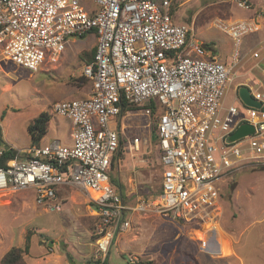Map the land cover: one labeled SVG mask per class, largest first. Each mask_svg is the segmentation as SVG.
Masks as SVG:
<instances>
[{"label":"built area","instance_id":"built-area-1","mask_svg":"<svg viewBox=\"0 0 264 264\" xmlns=\"http://www.w3.org/2000/svg\"><path fill=\"white\" fill-rule=\"evenodd\" d=\"M172 1L92 0L95 7L87 12L79 0H0L3 56L29 70L56 61L69 37L91 31L96 36L94 58L82 69L89 94L54 101L50 108L70 119L71 143L29 145L0 166V193L29 190L36 205L54 211L60 209L61 194L77 188L95 205L93 257L77 264L106 260L114 237L130 225L127 210L163 214L204 226L214 235L222 211L221 182L245 166H264V90L246 85L259 107L237 97L238 106L225 104L233 65L206 57L208 50L193 27L173 22ZM237 3L249 8L248 0ZM263 14L264 8L257 12ZM213 26L234 41L235 60L241 39L260 24L256 19H216ZM251 55L260 57L255 50ZM262 64L255 66L264 76ZM122 100L141 105L157 100L161 107L156 123L160 191L153 199L137 197L133 204L123 200L109 176L120 138L131 156L141 147L138 136L128 139L109 128L108 122L120 116ZM241 123L253 131L230 141ZM127 261L136 264L138 258L128 256Z\"/></svg>","mask_w":264,"mask_h":264},{"label":"rangeland","instance_id":"rangeland-1","mask_svg":"<svg viewBox=\"0 0 264 264\" xmlns=\"http://www.w3.org/2000/svg\"><path fill=\"white\" fill-rule=\"evenodd\" d=\"M79 2L87 12L95 7L92 0ZM248 2L249 8H244L237 0H174L175 22L191 25L195 38L218 54L228 46L234 48L235 43L213 22L250 18L256 8L264 6V0ZM252 37L250 34L247 38ZM67 40L56 61L41 64L35 71L5 59L0 43V151L6 149L5 145L14 151L28 147L27 125L42 111L50 114V125L40 144L52 139L70 143V121L52 113L50 108L54 101L86 96L90 82L80 74L94 34L91 31ZM226 57V64L230 65V57ZM253 65L248 61L240 71L235 68L225 104L235 102L238 106L235 85L236 92L239 86L264 85V76ZM140 105H125L121 116L108 122L110 129L121 130L126 138L138 136L141 140L139 153L131 156L124 148L117 170L110 173L119 180L122 191L117 189L128 204L137 197L153 199L160 190V151L150 140L154 118L145 114ZM59 122L63 125L58 126ZM220 189L222 211L214 235L207 233L204 226L196 227L163 214L127 210L125 217L130 225L114 237L107 263L130 264L127 257L135 255L136 264H264V166L233 171L221 182ZM59 203V210L46 211L35 204L29 190L0 193V257L11 246L26 244L29 247L24 258L28 264H65V253L78 262L93 257L98 223L93 216L95 205L77 188L65 190ZM202 239L207 240L204 245Z\"/></svg>","mask_w":264,"mask_h":264},{"label":"trees","instance_id":"trees-1","mask_svg":"<svg viewBox=\"0 0 264 264\" xmlns=\"http://www.w3.org/2000/svg\"><path fill=\"white\" fill-rule=\"evenodd\" d=\"M156 1H160V0H156ZM171 9H172V7H171ZM94 53H95V48H93V50L90 53H88L91 56L86 61V63H89L90 61L93 60ZM85 79L88 80L87 78H85ZM241 87L242 86H239V88L237 89V92H238V90ZM127 104L130 106L132 103L130 104V103L124 101V100L121 101L120 116L125 111V105H127ZM140 106L143 109H149L151 111L152 115H155L156 112L161 111L160 105L158 103H156L155 101H153V100L146 101ZM130 107H138V106H130ZM49 119H50V114L48 112H46V111H42L36 117H34L33 120L27 125V133L29 135L30 145H38V144H40V141H41L42 137L45 135V133L47 131ZM124 140L125 139H123V138H120V140H119V147H118L115 155L113 156L110 173L113 172V171L115 172L117 170V163L120 160L119 157H122L123 154H124L123 153L124 152L123 151L124 150V147H123L124 146ZM150 140H152V142L155 144L157 150L159 151V146H157L158 133H157L156 120L155 119L152 121V125L150 127ZM159 153L160 152H158V154ZM13 154H14V150H12L11 148H8V149H5V150L4 149L1 150V153H0V166L1 165H5L7 159L10 156H12ZM158 162H159V166H160L159 156H158ZM110 173H109V176H110L111 184L113 186H117L122 191V186L120 185L119 180H117V177H116V180H115V178L113 176H111ZM116 176H117V172H116ZM122 194H121V196H122L123 200L125 201L124 195H122ZM28 247L29 246L27 244L24 247L11 246L0 257V264H27V262H26V260L24 258V255H25V253H27ZM86 260L89 261L90 258H88ZM76 262H78V261H76ZM102 264H108V263L105 260V261L102 262ZM146 264H150V263H146Z\"/></svg>","mask_w":264,"mask_h":264},{"label":"crops","instance_id":"crops-1","mask_svg":"<svg viewBox=\"0 0 264 264\" xmlns=\"http://www.w3.org/2000/svg\"><path fill=\"white\" fill-rule=\"evenodd\" d=\"M174 0L172 1L171 3V18L173 20V22H175L176 17H175V10L173 11V7H174ZM261 8H256L254 10V13H253V16L250 17V18H245V19H242V18H235L233 20H253V19H256L258 20L259 24H260V27L257 31L253 32V33H250L253 37L252 39L249 40V38H247L250 34L248 35H245L243 38H246L245 40H243V42L241 41L238 45V57L234 60L233 58V52H234V48L233 47H226L224 48V50L221 52V53H218V54H214L212 53L209 48L207 47V45H205V43L203 41H201V39H197L198 41H200L203 46L206 48V51L208 52V55L206 54V57H209L210 55L214 56L216 59H218L219 61H222L224 63H226V60L228 57L226 56H229L230 57V60H231V66L233 65V72H236V69L238 71L241 70V68H244V66L246 65V63L248 61H252L254 62V65L257 61H259L261 64L263 63L264 61V28H263V21H264V16L262 15L261 17L257 16V12H259L260 10H262L264 8V6H260ZM175 23H178V22H175ZM185 24V23H184ZM94 34V33H93ZM95 45H96V36L94 34V41L92 43V46H91V51L93 50V48H95ZM247 46V47H246ZM259 51V54H260V57L259 58H254L252 57L251 55V52L252 51ZM91 51H88V53H90ZM227 51V52H226ZM210 52V53H209ZM87 53V51L85 52ZM85 61H84V64H86V61L90 58L91 55H85ZM92 58V57H91ZM253 65V66H254ZM263 65V64H262ZM236 68V69H235ZM82 75V72L81 74ZM261 82V81H260ZM248 85V84H247ZM261 86L259 87L260 90H264V85H262V83L260 84ZM236 85H235V88L233 89L235 91L236 94V97L238 98V92H236ZM243 87V86H242ZM246 87V85H245ZM259 88H257L259 90ZM262 88V89H261ZM80 90V89H79ZM89 91H90V88L88 89V91L85 90V93L87 92L86 96L89 94ZM239 99V98H238ZM240 100V99H239ZM241 101V100H240ZM157 113L159 112H156L155 115H152L150 114L149 117L151 118H154L156 120V123H157ZM66 119H68V121H70L69 118L65 117ZM70 123V128H68L67 132H68V136H69V140L70 143H71V137H70V133H71V130H72V123L71 121L69 122ZM50 125V121L48 122V127ZM63 125V123L59 122V125L58 126H61ZM52 140H56V139H52ZM50 140V141H52ZM49 141V142H50ZM41 142V141H40ZM48 143V142H47ZM69 143V144H70ZM63 144H66V143H63ZM116 188H118L117 186H115ZM159 193V192H158ZM130 195V194H129ZM57 243V242H56ZM212 247V245H211ZM213 248V247H212ZM130 253V252H129ZM131 254V253H130ZM66 255V253H65ZM78 259H73L71 257V261L68 260L67 258V262H65V264H72V262H75L77 261ZM27 262V261H26ZM28 264V263H27ZM109 264V263H108Z\"/></svg>","mask_w":264,"mask_h":264},{"label":"water","instance_id":"water-1","mask_svg":"<svg viewBox=\"0 0 264 264\" xmlns=\"http://www.w3.org/2000/svg\"><path fill=\"white\" fill-rule=\"evenodd\" d=\"M238 98L246 105L259 107L260 103L256 101L250 94L247 87L243 86L238 90ZM253 131V127L248 123H241L239 126L229 135V140H236L244 135H247ZM5 148L8 149V146L5 145ZM52 243V241L50 242ZM66 256L69 261H71V257L68 253ZM72 264H77V262H72Z\"/></svg>","mask_w":264,"mask_h":264}]
</instances>
